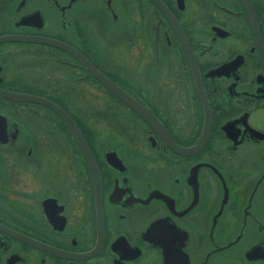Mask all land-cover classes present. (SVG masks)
Returning <instances> with one entry per match:
<instances>
[{
	"label": "flooded vegetation",
	"instance_id": "obj_1",
	"mask_svg": "<svg viewBox=\"0 0 264 264\" xmlns=\"http://www.w3.org/2000/svg\"><path fill=\"white\" fill-rule=\"evenodd\" d=\"M1 36L0 264H264V0H0Z\"/></svg>",
	"mask_w": 264,
	"mask_h": 264
},
{
	"label": "water",
	"instance_id": "obj_2",
	"mask_svg": "<svg viewBox=\"0 0 264 264\" xmlns=\"http://www.w3.org/2000/svg\"><path fill=\"white\" fill-rule=\"evenodd\" d=\"M6 38H13V37H7V36H3V37H0V41H2V40H5ZM28 40H37L36 38H34V37H29L28 38ZM47 42H50L51 44H53V45H59V46H61V47H64V48H66V49H68L69 51H70V49L66 46V45H64V44H62V43H60V42H57V41H52V40H49V41H47ZM73 53H75V51L73 52ZM81 59H83L82 58V56L78 53L77 54ZM83 61H84V59H83ZM86 62V61H85ZM87 63V62H86ZM91 69H92V71L94 72V74L117 96V97H120V98H124V95L122 94V91L118 88V87H116L113 83H111L108 79H106L104 76H102L100 73H98L92 66H91ZM3 94H5V95H8V96H10V94L11 93H7V92H2ZM25 98H27V99H30V100H33V101H38V102H41V103H45V104H47V105H49V106H51V107H53L56 111H58L64 118H65V120L67 121V123H68V125L70 126V128H71V130L73 131V133H74V135L76 136V138L78 139V141H85L84 140V138H83V136H82V134L80 133V131H79V129H78V127L76 126V124L74 123V121L72 120V118L61 108V107H59L58 105H56V104H54V103H52L51 101H49V100H47V99H43V98H39V97H35V96H28L27 97V95H26V97ZM203 137V139L205 138L204 136H202ZM203 139H202V141H199V143L197 144V146H195V147H193V148H191L190 150H188V151H194V150H196V149H198L199 147H201L202 146V144L204 143V141H203Z\"/></svg>",
	"mask_w": 264,
	"mask_h": 264
}]
</instances>
